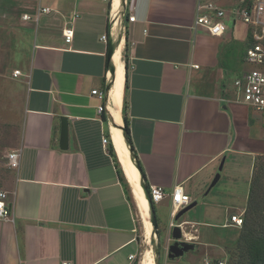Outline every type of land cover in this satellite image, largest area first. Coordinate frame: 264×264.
<instances>
[{"label":"crops","instance_id":"obj_1","mask_svg":"<svg viewBox=\"0 0 264 264\" xmlns=\"http://www.w3.org/2000/svg\"><path fill=\"white\" fill-rule=\"evenodd\" d=\"M199 8V0H0V61L20 72L11 82L17 108L4 121L17 127V139L2 152L3 164L17 151L19 165L0 169L10 212L0 220V264H134L140 218L109 154L112 58L122 65L119 126L146 192L180 186L190 204L210 201V212L191 217L188 210L183 224L213 227L219 214L244 212L257 155L249 147L264 133L248 107L224 94L245 72L248 36L236 22L211 36L195 24ZM65 27L73 31L70 43ZM162 201L168 217H157L159 203L151 214L169 230L179 223L170 199ZM183 230L187 241L195 239Z\"/></svg>","mask_w":264,"mask_h":264},{"label":"rangeland","instance_id":"obj_2","mask_svg":"<svg viewBox=\"0 0 264 264\" xmlns=\"http://www.w3.org/2000/svg\"><path fill=\"white\" fill-rule=\"evenodd\" d=\"M258 0H199V7L201 12L205 11V6L212 5L225 14L226 26L231 28V23L236 22V26L241 29L243 35H245L246 26L242 24L238 17L232 16L231 12L239 7H249ZM6 62V61H5ZM3 62L0 61L1 68L4 69V77L0 76V169H4L3 159L1 158L2 152L16 145L17 127L15 125L10 126L4 123L9 118L8 115L16 110V101L19 98L14 96L15 87L11 82H14L16 78L13 76L12 69L7 68ZM242 70L246 72L252 69V66L247 63H242ZM12 72V74H11ZM234 80V79H233ZM233 82V81H232ZM232 88V84H231ZM233 89V88H232ZM224 96L230 103H235V97L232 91L225 93ZM253 119L256 123V129L260 134L264 133V120L262 116L252 110ZM249 149L256 152V156L250 167V190L252 191L250 198V211L252 217L256 221L254 226L255 234L264 236V139L252 143ZM6 169V168H5ZM125 181L127 180L124 171L122 170ZM252 180V183H251ZM128 181H126L127 183ZM128 187L129 184L127 183ZM127 192L131 194L133 204L136 207V203L133 199L131 189ZM252 188V189H251ZM146 192V191H145ZM147 195V194H146ZM148 197V196H147ZM149 201V200H148ZM150 204V202H149ZM165 201H162L158 205L157 217L159 213L164 211L168 217L169 209L165 207ZM133 205V206H134ZM151 206V205H150ZM212 205L208 199H201L198 205L189 210L185 215L191 217H197L200 212H210ZM212 212V211H211ZM242 213H235L233 215H241ZM197 214V216H195ZM152 216V214H151ZM230 213L219 214L216 217L220 219L217 226L213 227H198L191 222H186L184 230L186 233L192 235L195 239L190 241L186 240V237L181 238L183 242L192 246L191 251L184 253L179 258V263L188 264V259H191L193 264H216L218 261H224L226 264H248L249 256L246 252V247L238 242V238L242 235L243 230L241 227H235L232 225L224 226L229 220ZM156 217V216H155ZM175 217V216H174ZM160 219V218H159ZM182 216L175 220L174 223H179ZM167 222V221H166ZM182 223V222H181ZM188 223V224H187ZM139 230L137 231V255L134 264H139L145 251H151L150 255L152 259H156V264H163L167 259L168 246L173 243L168 226L163 222H158L156 219V229L154 226V220L152 216V236L147 237L146 231L143 229L139 220ZM180 224V223H179ZM197 228L199 232H197ZM202 233V234H201ZM183 234V232H182ZM148 246V247H147ZM145 248V249H144ZM170 262V261H169Z\"/></svg>","mask_w":264,"mask_h":264},{"label":"built area","instance_id":"obj_3","mask_svg":"<svg viewBox=\"0 0 264 264\" xmlns=\"http://www.w3.org/2000/svg\"><path fill=\"white\" fill-rule=\"evenodd\" d=\"M102 1L106 2L107 0ZM200 10L201 8H199ZM39 11L40 13H47L50 10L43 8ZM231 15L238 17L242 24L246 26L248 39L247 46L244 50L243 63L252 66L250 71H245L240 76L234 78L232 82V93L234 94L235 102L243 104L250 110L260 114L264 120V0H258L249 7H239L233 10ZM127 21L133 22L134 17L128 16ZM195 24L205 28L211 36H221L227 28L224 12L212 5L205 6V11L199 12L196 16ZM72 35L73 31L70 27H65L62 30L65 43L71 42ZM100 39L105 42L107 35H102ZM19 75V71L13 72L14 77ZM90 93L99 100H102L104 97V94L97 90H91ZM103 109L104 106L100 105L97 111L100 113ZM102 143L106 144L107 141L103 139ZM18 165L19 153L17 151H12L5 155L4 167L6 169H17ZM148 195L151 204L160 203L168 197L172 207L171 216L173 218L179 211L191 203L189 196L183 192L180 186L174 187L170 193H167L161 187L151 186L148 189ZM6 199V193L0 192V220H7L10 215ZM229 225L241 227L242 216L231 215L228 222L224 224L225 227ZM173 226L170 223L169 230ZM179 226L182 230L185 224L180 223ZM129 258L135 259V255H131ZM216 264L226 263L224 261H218Z\"/></svg>","mask_w":264,"mask_h":264},{"label":"bare ground","instance_id":"obj_4","mask_svg":"<svg viewBox=\"0 0 264 264\" xmlns=\"http://www.w3.org/2000/svg\"><path fill=\"white\" fill-rule=\"evenodd\" d=\"M117 49H119V46L115 47L116 51ZM111 65L114 68L113 84L110 92V95L112 97V102L114 105V107L110 109V116L112 118L110 124L111 142L114 147L115 154L120 164V167L122 168V170L126 175L127 178L126 181H128L127 183L130 186L129 188L131 189L133 199L136 203L137 212L141 221V225L143 229L146 231L147 237L150 238L152 236L151 228L154 227L152 226L151 206H150L151 204H149L145 189L141 183L139 172L134 164L128 146L125 142L123 132L119 126L120 125L118 118L119 111L117 112V109L119 106L120 95H121L122 65L120 64L119 58H114V59L112 58ZM150 253L151 251L149 250L145 251L139 264H156V259L153 260Z\"/></svg>","mask_w":264,"mask_h":264},{"label":"trees","instance_id":"obj_5","mask_svg":"<svg viewBox=\"0 0 264 264\" xmlns=\"http://www.w3.org/2000/svg\"><path fill=\"white\" fill-rule=\"evenodd\" d=\"M125 69H127V65H125ZM123 123H124L125 133L129 139L128 122H127V118L125 114L123 115ZM109 154L113 155L115 165L118 168L120 165H118L119 162H117L115 154L111 146L109 149ZM251 183H252V180H251ZM250 187H251V184H250ZM251 194H252V191L249 188L248 201H247L244 213H243L244 218L242 219V225H241V230H243V233L242 235L239 236L238 242H241V244L246 247V252H248V256H249L248 264H264V236H259L255 234L254 232V226H255L256 221L251 215L252 210L250 211L249 209Z\"/></svg>","mask_w":264,"mask_h":264},{"label":"water","instance_id":"obj_6","mask_svg":"<svg viewBox=\"0 0 264 264\" xmlns=\"http://www.w3.org/2000/svg\"><path fill=\"white\" fill-rule=\"evenodd\" d=\"M59 145H60L61 149H65L66 145H67V121L63 118L61 119V125H60ZM221 166H222V164L220 165V168H221ZM218 180H219V175L216 174L214 176L211 184H210V187L214 186ZM146 194H147L148 200L150 202L148 192H146ZM194 206H195V204L192 203V204L188 205L187 207H185L184 209H182L181 211H179L175 215V220L179 219L183 214H185L188 210H190ZM153 217H154V226L156 229L157 225H156L154 213H153ZM184 223H186V222H184ZM170 235H171V238L173 240V243L168 246V252H167V258L168 259L180 258L183 256L184 253H186L192 249L191 245H189L186 242L181 241L183 234H182V230H181L179 224L174 225L172 227Z\"/></svg>","mask_w":264,"mask_h":264}]
</instances>
